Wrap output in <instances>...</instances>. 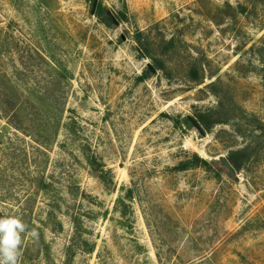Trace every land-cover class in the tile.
<instances>
[{
	"label": "rangeland",
	"instance_id": "rangeland-1",
	"mask_svg": "<svg viewBox=\"0 0 264 264\" xmlns=\"http://www.w3.org/2000/svg\"><path fill=\"white\" fill-rule=\"evenodd\" d=\"M0 216L19 264H264V0H0Z\"/></svg>",
	"mask_w": 264,
	"mask_h": 264
},
{
	"label": "trees",
	"instance_id": "trees-1",
	"mask_svg": "<svg viewBox=\"0 0 264 264\" xmlns=\"http://www.w3.org/2000/svg\"><path fill=\"white\" fill-rule=\"evenodd\" d=\"M241 14H245L246 9H242L241 8ZM94 14L96 17H98L103 23H105L106 25H112L115 24V22H118V19L114 18L112 14H109L107 9L104 8L101 4H94ZM135 41L138 44V48L141 52H143V54L147 55L149 54L148 48L150 46V43L145 39V34L142 32H138L135 36ZM173 40H171L169 43L173 46ZM153 60V59H152ZM157 62H159V65H161V60L159 59H155ZM156 63V62H155ZM157 64V63H156ZM163 65V62H162ZM158 70V67H157ZM160 70V69H159ZM191 76H193V80H195V82H200L201 79L199 78V72L197 71V69H191ZM186 123L189 125H193L191 119H186ZM197 124L198 126L201 128V130L203 132L209 130L211 128V126H214L218 123H210L207 119L205 115H200L198 117L197 120ZM246 151V150H245ZM241 153H244V151H235L232 152L229 155V160L227 161L229 164V174H232L230 172V168L234 171V172H238L241 170L244 162H245V158H238L239 155ZM210 163L204 159H202L201 157H199L197 154H192L191 156H189V158L184 159L183 161H181L179 163V165H177V169L179 171H188L190 169L193 168H204V167H209Z\"/></svg>",
	"mask_w": 264,
	"mask_h": 264
},
{
	"label": "clouds",
	"instance_id": "clouds-1",
	"mask_svg": "<svg viewBox=\"0 0 264 264\" xmlns=\"http://www.w3.org/2000/svg\"><path fill=\"white\" fill-rule=\"evenodd\" d=\"M25 224L16 217L0 216V264H19ZM31 235L35 236L33 230Z\"/></svg>",
	"mask_w": 264,
	"mask_h": 264
},
{
	"label": "water",
	"instance_id": "water-1",
	"mask_svg": "<svg viewBox=\"0 0 264 264\" xmlns=\"http://www.w3.org/2000/svg\"><path fill=\"white\" fill-rule=\"evenodd\" d=\"M226 165H227V163H226Z\"/></svg>",
	"mask_w": 264,
	"mask_h": 264
}]
</instances>
